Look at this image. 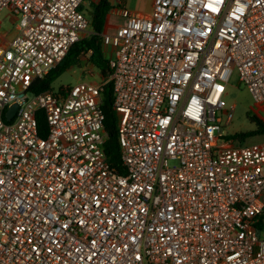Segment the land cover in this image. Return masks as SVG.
Returning <instances> with one entry per match:
<instances>
[{"label": "built area", "instance_id": "built-area-1", "mask_svg": "<svg viewBox=\"0 0 264 264\" xmlns=\"http://www.w3.org/2000/svg\"><path fill=\"white\" fill-rule=\"evenodd\" d=\"M84 3L0 0V264H264V142L228 138L224 100L237 72L264 102V0H119L108 79L34 93L84 38ZM107 83L126 174L104 149Z\"/></svg>", "mask_w": 264, "mask_h": 264}, {"label": "trees", "instance_id": "trees-1", "mask_svg": "<svg viewBox=\"0 0 264 264\" xmlns=\"http://www.w3.org/2000/svg\"><path fill=\"white\" fill-rule=\"evenodd\" d=\"M111 9L112 5L109 0H99L96 3H92L88 12L82 6V10L87 13L89 18L92 33L75 43L64 60L55 69L46 77L34 83L32 88L34 93L53 90L54 82L68 70L78 66L81 58L89 53H91L89 57L91 64L98 69L104 80L108 79L110 67L103 35L105 34L106 22ZM63 89L64 87H61L59 91ZM113 100V85L107 83L101 91V107L105 116L104 126L106 132L104 149L111 169L117 173L126 174L125 167L121 161L118 120L113 108ZM250 119L255 124L253 130L228 136V138L234 140L236 145H244L248 139L264 135V121L258 116H253ZM40 124L42 129L46 127L43 117L40 119ZM41 134L44 135L43 132Z\"/></svg>", "mask_w": 264, "mask_h": 264}, {"label": "rangeland", "instance_id": "rangeland-1", "mask_svg": "<svg viewBox=\"0 0 264 264\" xmlns=\"http://www.w3.org/2000/svg\"><path fill=\"white\" fill-rule=\"evenodd\" d=\"M113 8L117 7L119 0H109ZM152 0H125L124 4H130L134 6L136 10L147 11ZM90 0H85L84 9L86 12L91 8ZM133 4V5H132ZM7 14L4 12L0 16V34L3 36V39H6L8 42L13 38L14 24L12 20L6 17ZM108 26L105 28V31L108 33H113L115 29L121 24L120 16L115 12H110L108 17ZM92 33L91 28L89 27L87 32L84 34V37L89 36ZM1 42V41H0ZM7 45V44H6ZM107 56L109 58V49L107 48ZM88 55L84 56L80 60V64L68 70L61 77H59L53 84V90L59 91L61 87H71L76 85L80 81L88 82H99L104 78L101 76L98 69H96L90 62ZM225 102L228 105L235 104L236 112L232 124L226 128L225 134L228 136H233L236 133L247 132L253 130L255 124L251 121V117L258 116L264 121V102L255 103L246 90V88L239 82V76L234 73L233 78L230 82L228 88V94L224 98ZM257 142H264V135L256 136L247 140L246 144H252ZM239 146V145H238Z\"/></svg>", "mask_w": 264, "mask_h": 264}, {"label": "crops", "instance_id": "crops-1", "mask_svg": "<svg viewBox=\"0 0 264 264\" xmlns=\"http://www.w3.org/2000/svg\"><path fill=\"white\" fill-rule=\"evenodd\" d=\"M92 1V3H96V2H98L99 0H90V2ZM125 1V0H124ZM153 2H154V0H152L151 2H150V6H149V9L147 10V11H144V10H136L135 8H134V6H130V4L128 3V4H124V6H126L127 8H129L130 10H132L134 13H137V14H139V15H142V16H150L151 14H152V12H153ZM91 3V4H92ZM133 5V4H132ZM110 12H115V13H117L119 16H120V18H121V24L117 27V28H119L120 26H122L124 23H125V20L122 18V16L120 15V12H119V1H118V3H117V7L116 8H113V6H112V9H111V11ZM110 14V13H109ZM108 17H109V15H108ZM107 20H108V18H107ZM108 26V22H106V27ZM116 31V29L113 31V33ZM113 33H108V31H105V34H113ZM108 48V47H107ZM106 48V49H107ZM109 49V55H110V53H111V49L110 48H108Z\"/></svg>", "mask_w": 264, "mask_h": 264}, {"label": "water", "instance_id": "water-1", "mask_svg": "<svg viewBox=\"0 0 264 264\" xmlns=\"http://www.w3.org/2000/svg\"><path fill=\"white\" fill-rule=\"evenodd\" d=\"M17 108H18L17 105H14V106L11 107V109H10V110L8 111V113H7V119H8V120H10V119L13 118L14 114H15L16 111H17Z\"/></svg>", "mask_w": 264, "mask_h": 264}]
</instances>
